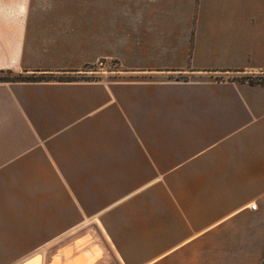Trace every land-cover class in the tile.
I'll return each mask as SVG.
<instances>
[{
	"label": "crops",
	"instance_id": "0c3cea01",
	"mask_svg": "<svg viewBox=\"0 0 264 264\" xmlns=\"http://www.w3.org/2000/svg\"><path fill=\"white\" fill-rule=\"evenodd\" d=\"M12 3L0 264H264V0Z\"/></svg>",
	"mask_w": 264,
	"mask_h": 264
},
{
	"label": "rangeland",
	"instance_id": "374dc122",
	"mask_svg": "<svg viewBox=\"0 0 264 264\" xmlns=\"http://www.w3.org/2000/svg\"><path fill=\"white\" fill-rule=\"evenodd\" d=\"M44 0H13L12 5L2 6L1 8L6 9V12H11L14 14L20 13H32V12H43V13H84L85 12V5L79 3V0H67V2H60L55 0L54 5H47L45 0V5L42 3ZM51 1V0H50ZM52 2V1H51ZM76 2V4H75ZM78 3V4H77ZM83 3V1H82ZM109 67L110 70H116L117 67L111 63L108 65L103 66V70H106ZM97 67H88L82 70L80 76L84 77L85 73L96 72ZM88 74V75H89ZM20 77H34L33 75H25ZM39 76H37L38 78ZM16 75H0V79H16ZM35 78V77H34ZM238 79H247L250 78V81L255 83H264V74H257L254 76H239L236 77Z\"/></svg>",
	"mask_w": 264,
	"mask_h": 264
},
{
	"label": "water",
	"instance_id": "95a60500",
	"mask_svg": "<svg viewBox=\"0 0 264 264\" xmlns=\"http://www.w3.org/2000/svg\"><path fill=\"white\" fill-rule=\"evenodd\" d=\"M20 264H41V257L39 254H35Z\"/></svg>",
	"mask_w": 264,
	"mask_h": 264
},
{
	"label": "trees",
	"instance_id": "16d2710c",
	"mask_svg": "<svg viewBox=\"0 0 264 264\" xmlns=\"http://www.w3.org/2000/svg\"><path fill=\"white\" fill-rule=\"evenodd\" d=\"M34 77H20V76H17V78L15 80H25V81H30V80H33ZM245 81H247L248 83L250 84H259V85H262L264 86V83H255V82H252L250 81V78H247V79H243Z\"/></svg>",
	"mask_w": 264,
	"mask_h": 264
},
{
	"label": "built area",
	"instance_id": "2783aa9c",
	"mask_svg": "<svg viewBox=\"0 0 264 264\" xmlns=\"http://www.w3.org/2000/svg\"><path fill=\"white\" fill-rule=\"evenodd\" d=\"M256 209V206L255 205H250V210L251 211H254Z\"/></svg>",
	"mask_w": 264,
	"mask_h": 264
}]
</instances>
